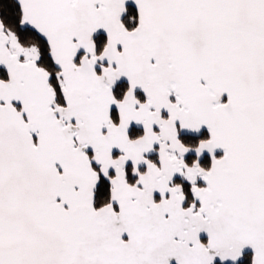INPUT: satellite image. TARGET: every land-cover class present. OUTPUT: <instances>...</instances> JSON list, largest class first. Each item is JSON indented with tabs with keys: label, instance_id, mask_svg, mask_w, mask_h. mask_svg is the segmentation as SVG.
<instances>
[{
	"label": "snow or ice",
	"instance_id": "obj_1",
	"mask_svg": "<svg viewBox=\"0 0 264 264\" xmlns=\"http://www.w3.org/2000/svg\"><path fill=\"white\" fill-rule=\"evenodd\" d=\"M0 264H264V0H0Z\"/></svg>",
	"mask_w": 264,
	"mask_h": 264
}]
</instances>
